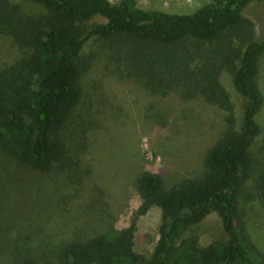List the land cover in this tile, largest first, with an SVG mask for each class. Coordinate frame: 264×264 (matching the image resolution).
<instances>
[{"label": "trees", "instance_id": "16d2710c", "mask_svg": "<svg viewBox=\"0 0 264 264\" xmlns=\"http://www.w3.org/2000/svg\"><path fill=\"white\" fill-rule=\"evenodd\" d=\"M33 1L43 13L29 14L0 0V32L22 49L19 59L0 69V149L7 156L47 172L65 164L74 147L84 151L69 124L87 105L81 54L92 37L107 47L118 76L153 94L174 93L184 102L200 99L216 106L226 112V128L207 149L200 176L167 187L161 174L141 171L134 182L140 205L124 229L86 239L41 237L36 214L19 219L11 204L0 217L18 218L21 226L0 229V264H264L239 202L253 170L249 150L261 133L257 116L264 107L259 82L264 37L257 36L244 11L264 0H213L190 14L141 8L135 0ZM95 17L104 21L88 26ZM225 70L233 72L235 88L245 98L240 125L221 82ZM257 193L264 211V171ZM154 206L162 224L148 260L134 241L138 219ZM212 212L221 217L228 241L202 245L198 235L180 239Z\"/></svg>", "mask_w": 264, "mask_h": 264}, {"label": "rangeland", "instance_id": "374dc122", "mask_svg": "<svg viewBox=\"0 0 264 264\" xmlns=\"http://www.w3.org/2000/svg\"><path fill=\"white\" fill-rule=\"evenodd\" d=\"M8 1L29 14L44 12L43 6L33 0ZM135 2L145 9L190 14L213 0ZM244 14L255 23L257 36L263 38L264 2L250 4ZM98 21L104 19L95 17L86 24ZM110 55L103 42L94 37L81 54L87 69L84 89L91 103L86 101L87 105L76 110L69 130L74 141L79 133L84 151L74 147L65 164L63 161L55 170L43 172L22 165L0 149V215L13 203L17 205L13 209L19 219L34 212L41 224V237L44 233H56L59 238L86 239L111 228L128 227L140 205L134 187L137 175L144 170L161 174L167 187L200 176L207 149L226 128L224 110L200 99L184 102L174 93L153 94L137 81L114 73ZM21 56L22 49L14 37L0 32V69ZM221 82L230 94L240 125L245 98L235 88L233 72L223 71ZM259 82L264 92V56ZM257 120L261 133L249 150L253 170L243 185L239 202L250 235L264 252V211L257 193L258 178L264 171V107ZM14 193L18 195L15 198ZM18 218L1 216L0 229L16 230L17 225L21 226ZM161 224L157 206L138 219L134 248L148 260L158 244ZM191 235H198L202 245L229 239L221 217L214 212L184 230L180 239Z\"/></svg>", "mask_w": 264, "mask_h": 264}]
</instances>
